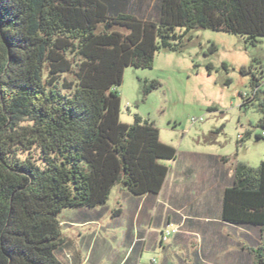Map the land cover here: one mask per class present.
<instances>
[{
    "label": "trees",
    "instance_id": "1",
    "mask_svg": "<svg viewBox=\"0 0 264 264\" xmlns=\"http://www.w3.org/2000/svg\"><path fill=\"white\" fill-rule=\"evenodd\" d=\"M194 30L255 44L264 0H0V264H60L63 212L103 208L114 188L160 193L177 152L153 123L120 122L115 89L125 69L151 70ZM251 67L241 70L252 94L240 109L255 108L264 131ZM159 87L145 82L142 93ZM221 221L264 238V161L233 166ZM248 252L264 264L263 244Z\"/></svg>",
    "mask_w": 264,
    "mask_h": 264
},
{
    "label": "rangeland",
    "instance_id": "2",
    "mask_svg": "<svg viewBox=\"0 0 264 264\" xmlns=\"http://www.w3.org/2000/svg\"><path fill=\"white\" fill-rule=\"evenodd\" d=\"M184 40L181 52L156 54L151 70L125 69L121 86L115 89L120 98V122L132 125L134 116H139L153 123L160 142L173 147L176 161L185 165L204 162L232 169L241 163L257 167L264 161V131L256 128L260 116L255 108L240 109L242 98L252 94L250 77L241 70L253 66L251 71L260 80L259 92L264 93V38L251 44L240 36L194 30ZM152 80L159 82V89L143 95L144 83ZM117 202L127 207L126 196L114 188L103 219L93 226L115 252L125 229L124 218L111 219L113 211L120 209ZM68 212L59 217L63 236L74 239L92 228L73 227L74 217ZM167 232L176 231H165L162 242H167L163 240ZM251 238L264 245V238ZM103 263L95 260V264Z\"/></svg>",
    "mask_w": 264,
    "mask_h": 264
},
{
    "label": "crops",
    "instance_id": "3",
    "mask_svg": "<svg viewBox=\"0 0 264 264\" xmlns=\"http://www.w3.org/2000/svg\"><path fill=\"white\" fill-rule=\"evenodd\" d=\"M231 183L232 169L204 162L185 165L175 160L157 196L135 197L120 191L126 196L127 207L117 202L120 213L111 218L125 219L117 252L93 227L103 219L105 205L93 211L68 212L74 217L73 227L92 228L74 239L64 236L67 246L63 254L70 263L62 255L60 259L65 264H95V260H103V264H252L248 249L257 245L251 238L257 232L221 221L222 195ZM170 230L176 232L162 242L164 232Z\"/></svg>",
    "mask_w": 264,
    "mask_h": 264
},
{
    "label": "built area",
    "instance_id": "4",
    "mask_svg": "<svg viewBox=\"0 0 264 264\" xmlns=\"http://www.w3.org/2000/svg\"><path fill=\"white\" fill-rule=\"evenodd\" d=\"M168 235H170V232L166 233V235L163 237V240H165Z\"/></svg>",
    "mask_w": 264,
    "mask_h": 264
}]
</instances>
